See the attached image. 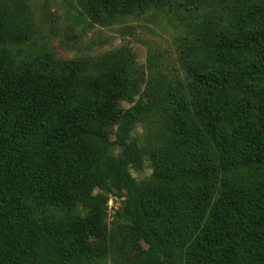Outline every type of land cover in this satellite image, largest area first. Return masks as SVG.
Returning a JSON list of instances; mask_svg holds the SVG:
<instances>
[{"label": "trees", "instance_id": "trees-1", "mask_svg": "<svg viewBox=\"0 0 264 264\" xmlns=\"http://www.w3.org/2000/svg\"><path fill=\"white\" fill-rule=\"evenodd\" d=\"M46 8L0 0V264H264V0H66L180 31L173 67L61 58Z\"/></svg>", "mask_w": 264, "mask_h": 264}, {"label": "rangeland", "instance_id": "rangeland-1", "mask_svg": "<svg viewBox=\"0 0 264 264\" xmlns=\"http://www.w3.org/2000/svg\"><path fill=\"white\" fill-rule=\"evenodd\" d=\"M35 1L39 10H44L46 4V11L51 12L53 16L50 19L39 13V16L34 18V28L38 38H44V35H47L48 40L52 42L51 44L54 45L61 58L71 59L77 56L78 48L74 46L75 41L70 38L73 35L71 28L74 30V34L78 33L82 37L85 35L81 29L74 28V25L70 22V26L65 27L68 22L66 10L64 9L66 7V0ZM52 20H54V25L51 23ZM159 25L154 24L151 20H148L146 23L142 21H130L127 24L117 25L109 29L95 28L85 37H81L82 40H80L81 42L87 41V44L95 41L92 54H101L128 44L135 52L140 65L147 64L148 59L156 55L157 59L159 58L165 67H173L176 65L177 56L172 46V41L174 36L180 33V31L177 33L172 27L165 30V27L163 28ZM53 26L58 27L59 31L52 30ZM141 133H143V129L139 127L138 134L141 135ZM151 173L152 171L148 167L143 172L133 171L137 179H144ZM111 201V207H114L117 203L115 204V200L111 199Z\"/></svg>", "mask_w": 264, "mask_h": 264}, {"label": "built area", "instance_id": "built-area-1", "mask_svg": "<svg viewBox=\"0 0 264 264\" xmlns=\"http://www.w3.org/2000/svg\"><path fill=\"white\" fill-rule=\"evenodd\" d=\"M112 202V201H111ZM112 206V203L110 204V207Z\"/></svg>", "mask_w": 264, "mask_h": 264}]
</instances>
